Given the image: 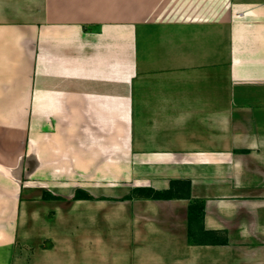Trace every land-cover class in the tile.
Returning a JSON list of instances; mask_svg holds the SVG:
<instances>
[{
    "label": "crops",
    "instance_id": "obj_1",
    "mask_svg": "<svg viewBox=\"0 0 264 264\" xmlns=\"http://www.w3.org/2000/svg\"><path fill=\"white\" fill-rule=\"evenodd\" d=\"M0 264H264V0H0Z\"/></svg>",
    "mask_w": 264,
    "mask_h": 264
},
{
    "label": "rangeland",
    "instance_id": "obj_2",
    "mask_svg": "<svg viewBox=\"0 0 264 264\" xmlns=\"http://www.w3.org/2000/svg\"><path fill=\"white\" fill-rule=\"evenodd\" d=\"M35 206V205H34ZM44 207V206H43ZM38 208V206H37ZM30 212V221L28 222V225H27V231L26 233L28 234V238H27V242L26 244L24 245V249L26 250V259L28 261V263H30L31 261H33L34 259V250L37 248L36 245H35V239H34V235H35V217L37 216L38 213H40V210L39 208L38 209H33L32 211H29ZM52 212H50V210L48 209L47 211H43V217H46V216H50ZM54 214H56V211H53ZM49 244L48 242H44L42 244V248H45L46 245Z\"/></svg>",
    "mask_w": 264,
    "mask_h": 264
},
{
    "label": "trees",
    "instance_id": "obj_3",
    "mask_svg": "<svg viewBox=\"0 0 264 264\" xmlns=\"http://www.w3.org/2000/svg\"><path fill=\"white\" fill-rule=\"evenodd\" d=\"M138 192H140V195L141 197H145V198H152V199H171L173 197V191H168V192H158V191H155L151 188H142V189H139V190H136ZM138 192H134V195L135 193H138ZM131 197V196H130ZM81 195H75L74 197V200H78V199H81ZM85 198L86 199H94L93 197H90L89 195H85Z\"/></svg>",
    "mask_w": 264,
    "mask_h": 264
}]
</instances>
